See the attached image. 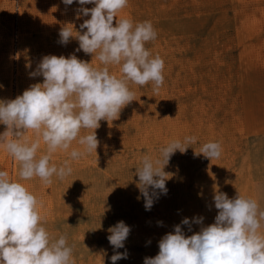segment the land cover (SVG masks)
<instances>
[{
    "label": "rangeland",
    "instance_id": "rangeland-1",
    "mask_svg": "<svg viewBox=\"0 0 264 264\" xmlns=\"http://www.w3.org/2000/svg\"><path fill=\"white\" fill-rule=\"evenodd\" d=\"M80 7L78 0L71 5L0 0V100L15 99L43 83V76L30 73L46 55L75 54L98 65L92 54L76 51L77 39L59 42L61 28L73 25L75 35L90 19L77 18ZM120 17L150 21L157 31L145 47L164 60L163 86L156 93L151 83L130 84L135 100L118 119L100 121L94 130L100 142L96 153L70 161V176H53L51 184L38 177L19 181L41 201L43 226L53 238L67 236L74 264H112L111 256L125 251L127 259L116 264H144L146 257L158 254L159 241L176 225L187 237L215 222L216 190L230 199H254L264 210V0H129ZM110 72L120 75L117 66ZM5 130L0 124V134ZM26 135L35 139L31 131ZM186 136L196 137V143L171 157L164 169L172 174L167 194H159L151 210H145L135 168L143 156L155 158L168 142ZM208 142L221 145L218 159L197 154ZM45 152L41 142L37 156ZM69 159L57 151L51 162L60 166ZM18 168L0 148V171L19 180ZM196 217L203 222L192 223L191 231L181 224ZM120 221L131 230L125 247L114 250L108 229Z\"/></svg>",
    "mask_w": 264,
    "mask_h": 264
},
{
    "label": "clouds",
    "instance_id": "clouds-1",
    "mask_svg": "<svg viewBox=\"0 0 264 264\" xmlns=\"http://www.w3.org/2000/svg\"><path fill=\"white\" fill-rule=\"evenodd\" d=\"M128 2L78 0L81 7L77 18L90 15V19L80 24L81 31H75V35L73 25L61 28L59 42L67 45L71 38L77 39L76 51L92 54L98 65L75 54L67 58L46 55L30 73L32 77L43 76V83L31 85L15 99L0 100V124L6 126L0 134V148L19 166V180L11 179L8 171H0V264H74L67 236L53 238L43 226L41 201L19 181L38 177L44 184H51L53 176L60 180L70 176V161L96 153L100 142L94 130L100 127V121L118 119L121 110L135 100L130 84L151 83L156 93L164 84V60L145 47L157 38L152 23L117 18ZM63 3L71 5L74 0ZM86 4L95 6L83 7ZM111 66L119 68V76L110 72ZM88 129L93 131L81 134ZM29 131L35 136L31 141L26 135ZM196 139H174L159 150L157 157H142L135 174L145 210H151L159 194H167L166 182L172 174L164 169L171 157L177 150L185 153ZM41 142L46 152L37 156ZM57 151L68 153L70 158L60 166L51 162ZM221 153L218 142H208L197 154L212 160ZM213 199L219 210L213 224L187 237L181 225H176L174 232L159 241L158 254L146 257L144 264H264V210L257 201L241 195L230 199L219 190ZM202 222L203 217L192 221L184 218L181 224L191 231L192 223ZM130 230L123 221L108 229L107 239L114 250L125 247ZM127 257V251L115 252L110 259L116 264Z\"/></svg>",
    "mask_w": 264,
    "mask_h": 264
}]
</instances>
